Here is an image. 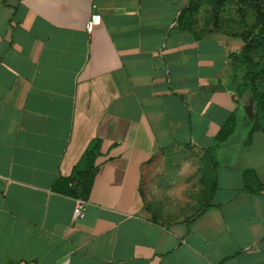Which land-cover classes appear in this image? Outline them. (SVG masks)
<instances>
[{"label": "crops", "instance_id": "crops-1", "mask_svg": "<svg viewBox=\"0 0 264 264\" xmlns=\"http://www.w3.org/2000/svg\"><path fill=\"white\" fill-rule=\"evenodd\" d=\"M191 3L0 0V264H264V130L249 142L256 105L230 59L244 43L205 1L183 25ZM96 140L79 219L56 185ZM156 177L194 200L188 217L158 218Z\"/></svg>", "mask_w": 264, "mask_h": 264}, {"label": "trees", "instance_id": "trees-1", "mask_svg": "<svg viewBox=\"0 0 264 264\" xmlns=\"http://www.w3.org/2000/svg\"><path fill=\"white\" fill-rule=\"evenodd\" d=\"M207 2L211 5V23L216 30L222 29V24L228 22L221 17L225 7L233 2H239L243 6H250L258 16V24L262 25L260 33L249 39V35L240 36L244 42L243 49L240 53L230 55L232 64L241 70L243 75L237 87L239 97L250 94L256 105L257 118L255 125L250 133V140L256 131L264 130V92L259 89V81L264 76V67L256 56L264 49V2H255L251 0H192L191 5L185 9L181 21L183 25L189 24V19L197 14L198 10ZM213 30V29H212ZM236 127V116L233 114L226 124L221 128L216 140L219 144L226 142L234 133ZM102 141H94L89 149L85 152L79 164L74 168L70 178L61 179L56 190L83 200H88L91 194L95 177L99 171L97 160L101 156ZM148 212L149 209L147 208ZM155 220L154 217H151Z\"/></svg>", "mask_w": 264, "mask_h": 264}, {"label": "rangeland", "instance_id": "rangeland-1", "mask_svg": "<svg viewBox=\"0 0 264 264\" xmlns=\"http://www.w3.org/2000/svg\"><path fill=\"white\" fill-rule=\"evenodd\" d=\"M256 2H262L264 0H254ZM207 9V7H206ZM208 12V10H206ZM227 21L226 23L222 24V29L225 31L228 35L240 38V36L249 35V39H252L253 36H256L260 33V30L262 28V25L258 24V16L254 9L250 6H243L239 2H233L229 5V11L227 12ZM244 43V42H243ZM256 60L260 61L262 66L264 67V49L261 50L260 53L257 54L255 57ZM259 89L264 92V76L259 81ZM257 117V114H256ZM262 122L264 124V120L262 119ZM185 157H183L184 159ZM182 160V158H181ZM180 161V160H177ZM176 168H173L175 170ZM181 171V167L177 168L175 171L178 172ZM159 169H155V174L159 173ZM162 173L169 172V168H164L161 170ZM179 173V172H178ZM164 174V176H165ZM173 175H170V178L173 177ZM160 180L158 177L154 178L153 181L150 183V191L148 195V200L150 203H153L154 208L156 209V214L158 218L162 221L166 222H175L179 221L183 218H185V214L188 217L187 212L191 210V206L194 204V200L190 201L187 200L184 203L179 202L178 204L177 200L170 201L165 199H171L172 198H165V193H163V188H161ZM163 187V186H162ZM166 204H171L172 207L177 205V209L174 213L167 212L168 210L165 209Z\"/></svg>", "mask_w": 264, "mask_h": 264}, {"label": "built area", "instance_id": "built-area-1", "mask_svg": "<svg viewBox=\"0 0 264 264\" xmlns=\"http://www.w3.org/2000/svg\"><path fill=\"white\" fill-rule=\"evenodd\" d=\"M93 9H96V6H93ZM100 23V16L93 14L91 20L87 24V31L92 33L95 27ZM87 204L84 200H78L75 207V215L79 219H84L86 217Z\"/></svg>", "mask_w": 264, "mask_h": 264}]
</instances>
